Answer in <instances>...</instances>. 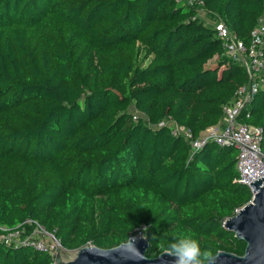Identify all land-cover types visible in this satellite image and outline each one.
<instances>
[{"label": "trees", "instance_id": "obj_1", "mask_svg": "<svg viewBox=\"0 0 264 264\" xmlns=\"http://www.w3.org/2000/svg\"><path fill=\"white\" fill-rule=\"evenodd\" d=\"M199 1L0 0V226L36 219L66 250L140 231L148 256L178 234L243 253L223 226L252 196L238 150L151 126L196 139L247 82L199 9L248 43L264 0ZM238 119L264 152V88ZM0 264L54 263L0 240Z\"/></svg>", "mask_w": 264, "mask_h": 264}, {"label": "built area", "instance_id": "obj_2", "mask_svg": "<svg viewBox=\"0 0 264 264\" xmlns=\"http://www.w3.org/2000/svg\"><path fill=\"white\" fill-rule=\"evenodd\" d=\"M188 2L202 3L199 0H188ZM259 18L251 31L248 43L239 39L223 20L213 22L217 36L221 39L224 54L241 63L247 75V82L236 89L229 102L222 105L223 115L218 122L220 128L217 125L210 126L206 129L207 133L196 139H191L189 131L181 125L184 133L171 130L174 134L184 135L192 148H199L208 141L220 146H234L238 150L236 156L238 181L246 185L251 194L253 193L250 182L264 175V152L260 146L262 128L244 123L238 118L252 95L264 88V20ZM133 118L136 119L137 115L134 114ZM0 228L4 230L0 233L1 241L47 252L53 258L54 264L57 248H63L54 232L46 230L45 226L36 219L27 218L14 228L4 226Z\"/></svg>", "mask_w": 264, "mask_h": 264}, {"label": "water", "instance_id": "obj_3", "mask_svg": "<svg viewBox=\"0 0 264 264\" xmlns=\"http://www.w3.org/2000/svg\"><path fill=\"white\" fill-rule=\"evenodd\" d=\"M250 184L251 199L223 222L238 240L245 242L244 251L238 254L218 250L213 254L211 264H264V175ZM130 238H135V248L130 246ZM148 246V238L138 231L111 247L86 244L68 249L66 256L58 252L55 264H173L174 258L164 255L163 251L148 256Z\"/></svg>", "mask_w": 264, "mask_h": 264}, {"label": "clouds", "instance_id": "obj_4", "mask_svg": "<svg viewBox=\"0 0 264 264\" xmlns=\"http://www.w3.org/2000/svg\"><path fill=\"white\" fill-rule=\"evenodd\" d=\"M153 239L157 237L153 236ZM130 246L135 248V238H130ZM138 252V250L136 249ZM163 254L173 257V264H211L213 255L202 250L199 242L189 235H175L169 239Z\"/></svg>", "mask_w": 264, "mask_h": 264}, {"label": "rangeland", "instance_id": "obj_5", "mask_svg": "<svg viewBox=\"0 0 264 264\" xmlns=\"http://www.w3.org/2000/svg\"><path fill=\"white\" fill-rule=\"evenodd\" d=\"M199 16L205 21L206 24L214 26V23H213L214 21H212L210 19L209 14L204 9H202V8L199 9ZM259 19L264 20V13L261 15V17ZM133 112L135 115H137V117L139 116V113L136 110H134ZM159 125L168 126V127H170V129L173 132H178V133H184L185 132L184 129L180 125L176 124L173 120H170V119H163L159 124L151 125V126L157 127ZM216 125L220 128V123H217ZM205 133H207L206 130L202 131L200 133V135H204ZM57 252H60L61 254L65 255V256L68 254V251L66 249L61 248V247L57 248Z\"/></svg>", "mask_w": 264, "mask_h": 264}]
</instances>
